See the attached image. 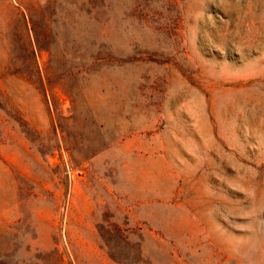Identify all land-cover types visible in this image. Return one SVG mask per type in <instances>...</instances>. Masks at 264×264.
Masks as SVG:
<instances>
[{
  "label": "rangeland",
  "instance_id": "374dc122",
  "mask_svg": "<svg viewBox=\"0 0 264 264\" xmlns=\"http://www.w3.org/2000/svg\"><path fill=\"white\" fill-rule=\"evenodd\" d=\"M0 264H264V0H0Z\"/></svg>",
  "mask_w": 264,
  "mask_h": 264
}]
</instances>
